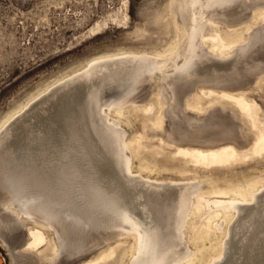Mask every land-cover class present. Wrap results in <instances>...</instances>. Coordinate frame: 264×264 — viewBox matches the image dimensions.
I'll use <instances>...</instances> for the list:
<instances>
[{
  "label": "rangeland",
  "instance_id": "obj_1",
  "mask_svg": "<svg viewBox=\"0 0 264 264\" xmlns=\"http://www.w3.org/2000/svg\"><path fill=\"white\" fill-rule=\"evenodd\" d=\"M191 1L200 11L195 4L201 0ZM236 1L225 10L234 15L227 21L252 27L250 32L242 28L247 44L240 50L246 49L233 53L230 68L219 67L215 63L222 61L197 40L192 63L183 68L193 30L178 33L172 11L188 26L191 13L182 12L176 0H0V216L11 222L9 228L0 227V264H79L95 258L121 232L94 223L112 218L108 202L113 200L136 222L122 221L125 228L135 227L165 249V264L202 246L199 264H264V190L204 244L193 241L183 222L198 180L207 175L227 187L264 180V154L235 152L218 162L196 164L189 153L159 139L180 141L189 132L197 139L199 126L214 119L233 121L238 148L264 132V22L259 21L264 18H253L264 0ZM96 26L102 31L92 34ZM175 41L179 56L174 67L166 74L152 71ZM122 54L127 56L107 58ZM100 58L107 59L88 65ZM234 66L240 71L233 72ZM209 87L244 89L259 109L247 118L234 103L202 93ZM157 91L167 97L162 131L153 124L158 116L161 121L157 107L146 115L130 113L132 106L125 113L128 120L109 111L119 100L146 102ZM191 92L199 94L202 108L213 104L204 115L194 117L184 107V95ZM137 131L144 144L139 158L120 145V139L129 140ZM127 156L131 170L124 164ZM26 198L31 199V218L12 212L20 211ZM34 219L46 225V242L20 250ZM49 237L58 247L56 255ZM127 241L91 264H131L127 247L135 239L130 235Z\"/></svg>",
  "mask_w": 264,
  "mask_h": 264
},
{
  "label": "bare ground",
  "instance_id": "obj_2",
  "mask_svg": "<svg viewBox=\"0 0 264 264\" xmlns=\"http://www.w3.org/2000/svg\"><path fill=\"white\" fill-rule=\"evenodd\" d=\"M178 2V7L181 11H189L191 13L189 26L185 22L182 24L176 19V12L173 10L174 23L178 28V33H185L188 28L189 30H193V32L189 35V46H188V56L184 60L182 67L188 68L192 63V56L195 54V45L197 40L201 41L204 44H208L209 52L219 58H229L236 51L240 50V47L245 42V37L242 32V28H246L248 32L251 31L252 27L245 25L244 22H238L235 24H229L227 18L233 17L234 15H228L229 13L225 11L229 6L233 3L237 2L236 0H201L198 4H195L196 7L200 10L198 12L195 11L194 6H192V1L190 0L188 4L184 3V0H176ZM176 2V3H177ZM211 5V9L210 6ZM208 7L207 9H203L202 7ZM117 12V11H116ZM264 18V6L260 7V10H257L253 18L259 20L260 18ZM128 15L126 14L125 18L121 21L124 24L127 23ZM112 20H116L112 18ZM251 21V20H250ZM264 22V20H260ZM224 24V25H222ZM245 26H244V25ZM99 26V24H96ZM95 27V30L92 31V34H97L102 31V28ZM176 28V30H177ZM97 29V30H96ZM178 34V35H179ZM214 35V36H213ZM257 39V38H256ZM261 39V38H260ZM242 40V41H240ZM240 41V42H238ZM212 42V43H211ZM213 42L215 44H213ZM230 48V54L228 56H219L223 55L224 49ZM260 53V52H259ZM126 54L116 55L107 58L114 57H125ZM179 56V43L175 41L170 45L166 55H162L163 61L157 65L152 67V71L157 70L162 74H166L168 69L173 68L176 64L177 58ZM136 58L137 55L134 54ZM107 58H100L91 60L88 65L91 66L99 61H102ZM192 92L186 95L184 107L186 109L195 111L197 113H205L208 109L213 106L209 105V107L202 108L200 105V97L199 94ZM202 93L207 96H215V101L227 100L236 106L240 114H243L248 118V115L251 111H254L255 107L259 109L258 104L253 102H249L247 100L246 90H237L232 91L228 89H218L209 87L205 91L202 89ZM43 94V93H42ZM41 93L37 95L36 98L27 102L22 106L16 108V110L9 114L8 117H14L18 115L22 110L28 107V105L38 96L42 95ZM194 97L193 102L190 100ZM166 95L160 91L154 92L152 96V100H148L146 102H136L131 101L128 102L124 99L119 100L112 104L109 107V111L113 112L116 117L127 119L126 111L131 108L134 111H142L146 115H150L155 107L161 109L160 116L161 121L158 116L157 121H154L153 124L156 130H164L165 124V105H166ZM257 104V105H256ZM131 115V114H130ZM158 115V113H157ZM162 122V123H161ZM113 131L118 134L119 131L117 128H114ZM141 132L137 131L129 140L120 139V145L122 150H129L133 156L139 158L142 148L144 144L142 143L143 135ZM159 139L164 142L166 145H175V149L181 153H189L190 156L196 161V164H210L211 162H218L222 158L220 156L229 157L235 156V152L240 154H245V152H251L252 154L261 156L264 154V132L257 136H253L251 144L247 148H238L239 146L235 142L228 141L231 144H217L214 146H203V145H189V144H178L175 141H168L163 136L159 137ZM246 141V139H245ZM219 145V146H218ZM198 146V147H196ZM218 146V147H215ZM202 147H214V148H202ZM136 160V159H135ZM145 160V159H143ZM131 157L127 156L124 164L126 165L128 170H131ZM143 163V162H141ZM145 164V163H143ZM146 170V169H145ZM245 180V179H244ZM216 184V181L212 180L209 176L206 175L205 180H198L196 186L198 188L192 195V198L189 204L186 207V215L184 226L191 231V236L193 241L201 242L204 244L206 240L210 239L213 234H216L217 231H220L222 227L229 222L234 213L238 211L243 205L250 204L254 199H256L257 194L264 190V180L255 181L254 178L249 181H245L243 183L234 185L237 187H244L243 190L237 189H229V187L234 186H225L220 183ZM203 185H206L203 187ZM30 198H26L23 200H19L20 211L13 210L12 212L19 216L20 214H24L27 218H31L32 214L29 210H27L28 202ZM110 209L114 213L112 218L108 221L104 220H96L94 223L96 226H102L103 223L107 228H115L119 227L120 231L118 237L114 242L107 241L106 244L96 253L97 255L93 259L85 260L79 264H91L92 262H100L103 258L109 256L114 251L115 246H119L122 244L128 243L127 236L132 235L135 239L133 245L127 247V255L131 256V264H165L167 253H165V249L158 247V241L153 237H146L143 233H141L135 227L133 230H129L122 225V221L131 222L132 218L127 213L126 209L120 207L117 201H109ZM48 215H52V212L49 211ZM69 216V214H68ZM18 222H23L22 218H16ZM10 221H6L2 216H0V227L9 228ZM84 224V223H83ZM88 224V223H86ZM136 222L132 221V225H135ZM27 232L28 240L24 245L20 247V250L25 246V248L33 247L40 248L46 242V225L34 219V225L30 226ZM50 238V237H49ZM51 242V253L56 255L58 253V247L50 238ZM175 244V243H174ZM199 246V245H198ZM30 249V248H28ZM205 247H197L196 250L189 253L188 257H185L183 260L178 261L174 264H199L204 257ZM100 258V259H99ZM124 262V261H123Z\"/></svg>",
  "mask_w": 264,
  "mask_h": 264
},
{
  "label": "crops",
  "instance_id": "obj_3",
  "mask_svg": "<svg viewBox=\"0 0 264 264\" xmlns=\"http://www.w3.org/2000/svg\"><path fill=\"white\" fill-rule=\"evenodd\" d=\"M235 24V23H234ZM248 47V46H247ZM246 48H244L245 50ZM244 50H238L235 53L237 54L238 52H242ZM209 51V50H208ZM238 55H241L238 53ZM215 58L221 60L222 62H217L215 63L217 66L219 67H227L229 66V68L231 67L232 61H230L229 58H219L214 56ZM240 70L238 68H236V66H234L233 68V72H239ZM218 89H228V88H218ZM230 90V89H228ZM236 91V89H232V91ZM192 93V92H191ZM186 97V95H184ZM191 112H194V117L195 115H204V114H199L195 111L190 110ZM187 119H194L193 116H185ZM235 124L233 123V121H231V119L228 120H224L221 121L220 119H214V120H210L209 122L203 123L201 126H199V129L197 130L196 133V137L197 139H194V134H191L189 132V134L184 133V137H182V139L180 141L176 140L175 142H179V144H231L234 145L232 143H229L228 141L231 142H235L236 144H239V141H237V139L240 137L239 132L237 131V129L235 128ZM176 129H179V125L175 127ZM228 141H225V139ZM253 139V137H252ZM252 141V140H251ZM251 141L249 143L248 146L246 147H241V148H247L250 146ZM195 142V143H193ZM235 146V145H234ZM22 246V245H21ZM20 246V247H21Z\"/></svg>",
  "mask_w": 264,
  "mask_h": 264
},
{
  "label": "flooded vegetation",
  "instance_id": "obj_4",
  "mask_svg": "<svg viewBox=\"0 0 264 264\" xmlns=\"http://www.w3.org/2000/svg\"><path fill=\"white\" fill-rule=\"evenodd\" d=\"M259 21H260V20H259ZM213 36H214V35H213ZM240 41H242V40H240ZM240 41H238V42H240ZM211 43H212V42H211ZM213 44H215V43L213 42ZM224 52H225L224 55H225V56H228V55L230 54V52H231V51H230V48H226V49H224Z\"/></svg>",
  "mask_w": 264,
  "mask_h": 264
}]
</instances>
